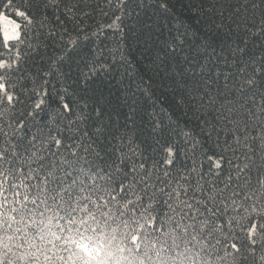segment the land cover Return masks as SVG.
I'll list each match as a JSON object with an SVG mask.
<instances>
[{"label": "snow or ice", "instance_id": "obj_1", "mask_svg": "<svg viewBox=\"0 0 264 264\" xmlns=\"http://www.w3.org/2000/svg\"><path fill=\"white\" fill-rule=\"evenodd\" d=\"M0 264H264V0H0Z\"/></svg>", "mask_w": 264, "mask_h": 264}]
</instances>
